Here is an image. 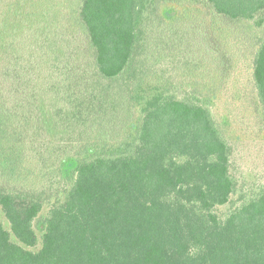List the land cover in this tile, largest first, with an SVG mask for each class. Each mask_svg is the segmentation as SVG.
<instances>
[{
    "label": "trees",
    "instance_id": "1",
    "mask_svg": "<svg viewBox=\"0 0 264 264\" xmlns=\"http://www.w3.org/2000/svg\"><path fill=\"white\" fill-rule=\"evenodd\" d=\"M244 57L264 119V0H0V264H264Z\"/></svg>",
    "mask_w": 264,
    "mask_h": 264
},
{
    "label": "rangeland",
    "instance_id": "2",
    "mask_svg": "<svg viewBox=\"0 0 264 264\" xmlns=\"http://www.w3.org/2000/svg\"><path fill=\"white\" fill-rule=\"evenodd\" d=\"M251 67L249 57H244L229 70L227 93L214 106V112L224 123L232 146L233 173L245 182H264V119L256 112ZM0 223L10 229L3 213Z\"/></svg>",
    "mask_w": 264,
    "mask_h": 264
}]
</instances>
